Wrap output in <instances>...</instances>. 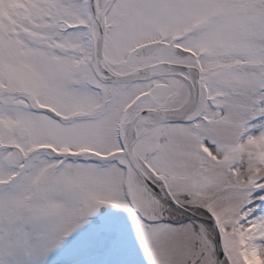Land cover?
Masks as SVG:
<instances>
[{"label": "snow or ice", "instance_id": "6c2138e0", "mask_svg": "<svg viewBox=\"0 0 264 264\" xmlns=\"http://www.w3.org/2000/svg\"><path fill=\"white\" fill-rule=\"evenodd\" d=\"M0 264H264V0H0Z\"/></svg>", "mask_w": 264, "mask_h": 264}]
</instances>
